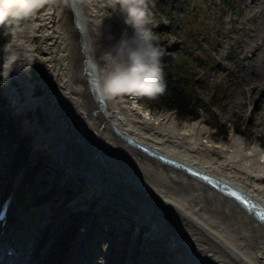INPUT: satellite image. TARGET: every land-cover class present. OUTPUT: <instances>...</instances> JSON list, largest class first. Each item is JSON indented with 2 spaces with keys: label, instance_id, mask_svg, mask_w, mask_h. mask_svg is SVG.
<instances>
[{
  "label": "bare ground",
  "instance_id": "obj_1",
  "mask_svg": "<svg viewBox=\"0 0 264 264\" xmlns=\"http://www.w3.org/2000/svg\"><path fill=\"white\" fill-rule=\"evenodd\" d=\"M66 5L78 36L79 66L73 63L72 42L62 25ZM115 12L108 0H53L31 18L15 22L5 47L2 64L10 48L13 59L28 68L12 73L19 88L10 86L11 78L6 83L2 79L7 108L27 115L40 107L47 119L45 128L23 122L24 131H37L30 144L32 157L63 161L66 172L53 184L61 190L65 185L73 187L75 194L66 205L78 216L65 247L59 243L64 216L53 226L48 218L42 219L46 232L39 234V244L34 250L31 241L25 244L30 264H39V256L51 254L59 255L61 264H88L89 232L93 222L101 220L95 211L105 208L118 215L114 204L139 219L130 242L142 223L150 224L149 243H157L170 264H264V221L202 178L158 158L236 186L264 207V150L256 145L245 149L243 139L232 131L228 140L211 141L203 116L180 124L172 112L141 109L129 103L127 94L105 100L90 86L93 59L99 61L120 40L121 22ZM111 31L114 41L109 38ZM33 71L42 90L38 97L27 77ZM42 172L39 165L36 173ZM68 173L81 175L89 186L71 184ZM116 195L123 203L110 202ZM44 202L45 198L37 203ZM0 225V264L19 260L5 254L13 223L5 219ZM127 260L133 263L128 255Z\"/></svg>",
  "mask_w": 264,
  "mask_h": 264
},
{
  "label": "rangeland",
  "instance_id": "obj_2",
  "mask_svg": "<svg viewBox=\"0 0 264 264\" xmlns=\"http://www.w3.org/2000/svg\"><path fill=\"white\" fill-rule=\"evenodd\" d=\"M184 1L181 0V3ZM243 1L247 2V0H189L187 3L189 10L186 12V15L178 10L179 8L177 7L173 10L171 7H168L167 12H164V14L163 12H156L157 18L151 19L152 23L150 27L153 30L155 42L159 46L161 54L170 55L172 53L176 55V49H180L184 44L182 40H184L186 31L185 27L179 28L177 23L176 28L170 24V14L173 11L177 12L180 18H182L178 21L187 22L186 25L195 23L194 25L198 30L193 40L196 49L193 53L196 52L201 59H198L199 62L193 60L191 66L188 67L191 78V87L189 86L188 90L190 95L192 94V99H199L209 110L203 111L201 108H198L200 117L203 116L212 135L211 141L220 142L228 140V135L232 131L243 139L245 149H248L250 145H256L261 150H264V40H261L264 38V0H254L249 6L244 4ZM117 13L115 12V14ZM116 18L121 22L119 24V30L121 31L119 37L121 38L125 32L132 34V29L124 24L123 17L119 13L116 15ZM62 23L63 27L68 31L70 42H72L71 58L73 63L79 66L81 56L76 45L78 36L73 30V15L68 5L64 7ZM235 24L240 25V29L236 32L232 30ZM245 27H248V31ZM12 28L13 25L10 28V36ZM114 36L115 34L111 31L109 38L112 41H114ZM27 77L35 85L34 97L40 96L42 90L40 86L36 85L35 72H31ZM1 84L0 93L4 96ZM10 84L13 87L19 88V85H16L14 75L11 76ZM253 86L256 87L255 91L251 89ZM19 91H21V88ZM261 96L262 99L259 102L258 100ZM130 98H132V95L128 96L129 102ZM147 99L149 98L140 96V99H135L137 101L133 105L147 111L161 112L159 109L152 108ZM0 109V112H7V106L0 107ZM8 112L9 114L5 122L12 124L16 128L18 138L11 141L7 147H4L0 151V201L5 196H3V193L5 191L6 193L10 192L14 185H17V187L20 185L26 186L32 178L34 179V174L39 165L44 168L42 173L46 172L44 174L45 184L43 187H37L35 194L30 196L26 202L25 211L27 209L34 210L38 212L37 216L34 218L35 220L32 219L34 220L33 223L29 224L25 221L26 223L22 224V226L27 227L25 229L27 239H24L22 243V254L25 256L23 264H27L26 260L30 264L31 261L26 253L27 249L24 243L26 240L27 243L31 241L33 250L39 244V234L41 235L46 232H44L40 224L42 219L48 218L52 222L51 225H54L55 219L64 216V221L61 224L63 227L59 243L62 247L66 246L73 231L77 228L78 216L66 205L75 193H72V188L65 187L66 189L61 190L57 185L53 184V181L64 173L65 169H63L62 165L56 161L47 163L42 160V155L32 157L30 143L27 142V139H22L24 135L28 138L33 134H37V131L34 130L32 132L28 130L24 131L23 122L25 119L29 120L28 122L31 121L30 123L35 124L36 127L37 124L41 128L46 127L47 119L40 107H36L34 111L29 110L27 115L25 112L15 114L13 110H9ZM210 112L224 126L225 133H219L218 128L213 129L210 125L213 121V116H209ZM174 115L180 124L192 121L188 117L180 116L176 113ZM3 134L9 133L4 130ZM9 147L13 149L22 147V155L10 158L7 153L11 149ZM50 195L51 197H49ZM43 198H45L43 204L37 203ZM23 212L22 218H25ZM102 215L103 217H101ZM95 216L97 219L101 218V220L93 222L88 240H91L92 250L98 253V255L90 261V264H121L125 244L130 239V234L137 227H135L134 222L136 215L124 217L118 215L110 216L108 209L100 208L95 211ZM232 216L234 217L233 212ZM104 217L105 220L103 219ZM228 217L232 220L230 216ZM104 222L105 224H102ZM112 225L116 230L117 238L113 251L109 252L107 242L101 237H108L109 239L110 236L103 232L93 239V235L96 231L100 230H96L97 227L104 230V228L112 227ZM149 226L150 224L146 222L139 226L138 232L134 235V242L130 243L132 246H135L134 249L131 248L129 250L128 257L130 260H133L132 257L138 250V246L140 247L143 234L148 232L146 230ZM20 233L24 236L23 231ZM154 241H157V239L155 238ZM163 241H165L164 236H162ZM152 246V248L157 249V243ZM139 255L137 258L140 261L143 259L146 264H157L156 257L155 260H150L151 257H145L143 253H139ZM156 256L160 260L167 261L165 252L160 249ZM168 259L170 260V258ZM57 260H59V255L55 254L39 256V264H57ZM130 264H140V262L135 259Z\"/></svg>",
  "mask_w": 264,
  "mask_h": 264
},
{
  "label": "clouds",
  "instance_id": "obj_3",
  "mask_svg": "<svg viewBox=\"0 0 264 264\" xmlns=\"http://www.w3.org/2000/svg\"><path fill=\"white\" fill-rule=\"evenodd\" d=\"M52 2L0 0V25H4L10 17L14 20L31 18ZM108 5L123 17L124 24L132 29V34L123 33L116 44L103 52L99 61L93 59L95 71L90 86L96 95L105 100L126 94L148 98L163 95L167 88L162 69L163 57L150 27L149 0H108ZM27 69L13 59L9 48V55L0 65V77L6 83L13 72Z\"/></svg>",
  "mask_w": 264,
  "mask_h": 264
},
{
  "label": "trees",
  "instance_id": "obj_4",
  "mask_svg": "<svg viewBox=\"0 0 264 264\" xmlns=\"http://www.w3.org/2000/svg\"><path fill=\"white\" fill-rule=\"evenodd\" d=\"M188 1L185 0L181 3V0H149V7L151 10V19L157 18L156 12H167V8L171 7L173 10L175 7L179 8L183 14L189 10ZM179 14L176 12H172L169 17L170 24L175 26L178 24L179 28H184L186 33L184 34L183 45L180 49H176V55H163L162 54V69L164 75V81L167 85L166 91L163 95L157 96L156 98L147 99L148 103L152 108L159 109L161 111L174 112L180 116L188 117L192 120H196L200 118V111L198 108H201L203 111H209L205 104L200 102L199 99L193 98L192 94L188 90L190 86V73L188 72V67L191 66L193 60L199 62L198 59L201 57L195 53H193L195 46L193 44V40L196 37L198 28L192 23L191 25H186L187 22L178 21L181 20ZM13 18H9L4 25H0V65H2V56L3 50L10 39V28L14 22ZM177 23V24H176ZM177 26V27H178ZM131 35V34H128ZM193 35V36H191ZM192 39V41H191ZM186 54V55H185ZM173 55V56H172ZM172 56V57H171ZM0 77V84L1 79ZM191 87V86H190ZM6 102L4 96L0 93V103L4 104ZM8 112V111H7ZM0 112V151L7 147V145L16 140L18 137L16 134V128L13 127L12 124L5 122V119L8 117L9 112ZM210 117L213 116L212 124H210L213 129L218 128L219 133H225L224 126L220 124L215 117V115L210 112ZM7 131L9 134H3V131ZM22 139H27L26 137ZM11 148V147H9ZM23 149L22 147L8 150V155L10 158H14L16 156L22 155ZM41 185V181L39 179L31 180V185L29 190H35L36 186ZM27 188V187H26ZM24 191L22 194L23 195ZM109 233V251L112 252L114 248V243L117 238V233L112 225V227H108L105 229ZM154 257L158 264H164L165 260H160L157 258L155 253H153Z\"/></svg>",
  "mask_w": 264,
  "mask_h": 264
},
{
  "label": "water",
  "instance_id": "obj_5",
  "mask_svg": "<svg viewBox=\"0 0 264 264\" xmlns=\"http://www.w3.org/2000/svg\"><path fill=\"white\" fill-rule=\"evenodd\" d=\"M76 27H78V25H76ZM129 142H132L130 139L128 140ZM139 147H141L143 150L147 151L150 155L156 156V154L153 152L148 151V149L145 146H141L138 144ZM158 158L162 159L164 162H167L169 164H172L176 167H181L186 169L189 173H192L200 178H202L203 180L207 181L208 183H210L211 185H213L215 188H218L219 191L227 196H232L235 197L238 201V203H240V205L245 208L246 210L252 212L258 219H260L261 221L264 220V207L258 203L255 202V200L251 199L250 196H248L245 192H243L240 188L236 187V186H232L228 183H224V182H220L218 180H216L215 178L211 177V176H203L205 174L200 173L199 171L190 168L189 166H186L184 164L181 163H176L168 158H165L163 156H159ZM192 170L196 171L197 173H194Z\"/></svg>",
  "mask_w": 264,
  "mask_h": 264
}]
</instances>
